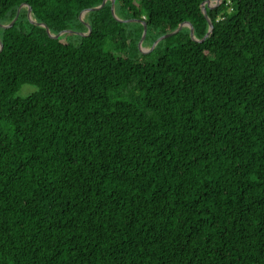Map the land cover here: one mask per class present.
<instances>
[{
	"label": "trees",
	"instance_id": "1",
	"mask_svg": "<svg viewBox=\"0 0 264 264\" xmlns=\"http://www.w3.org/2000/svg\"><path fill=\"white\" fill-rule=\"evenodd\" d=\"M102 2L0 0V264H264V0Z\"/></svg>",
	"mask_w": 264,
	"mask_h": 264
},
{
	"label": "water",
	"instance_id": "2",
	"mask_svg": "<svg viewBox=\"0 0 264 264\" xmlns=\"http://www.w3.org/2000/svg\"><path fill=\"white\" fill-rule=\"evenodd\" d=\"M211 1H212V0H205V1L202 2V10H203L204 15H205V17L207 18V21H208V24H209V30H208V32L206 33V35H205L203 38L198 39V38L195 36V34H194V29H193V27L191 26V24H190L189 22H183V23H181V24H180L175 30L170 31V32H168V33H166V34H163V35L159 36V37L153 42L152 49H153V48H154V47H155V46H156L161 40H163V39H165V38H167V37H170V36L174 35L175 33L179 32V31H180L183 27H185L186 25H190V27H191V30H190V36H191V38H192L193 40H196V41H203L206 37H208V36L211 34V32H212V29H213V22H212V20H211V19L207 16V14H206V6H208V7H215V6H218L223 0H218V2L215 3L214 5H210V2H211ZM106 2H107V0H103V2H102L100 5H98V6L84 9V10L81 12L80 17H82V14H83V13H88V12H90V11L97 10V9L103 7V6L105 5ZM24 6H26V4H21V5L18 7V10H17L16 16L13 18V20L10 21L9 23H6V24L0 23V27H3V28H9V27H11V26L14 24V22L16 21V19L18 18L19 13H20V10H21ZM31 9H32L31 6H29V8H28V18H29V20H30L32 23L36 24V25H39V26H43V27H45V28L47 29L49 35H50L51 37H53V38H59V37H61L64 33H67V32H73V33L80 34V35H85V34H86V33H84V32L73 31V30H68V29H67V30H62V31H60V32L57 33V34H53V33H51V31L49 30V28H48L47 25H45L44 23L38 22V21H36V20L34 19L33 15H32V11H31ZM111 12H112V14L115 16V18H116L117 20H120V21L136 20V21H139V22H142V23H143V25H144L143 35H142V37H141V39H140L138 45H139V49H140V51H141L142 53H144V51L141 49L140 45L142 44V42H143V38H144V36L146 35V32H147V24H146V22H145L144 20H138V19H128V20H125V19L119 18V17L115 14V0H111ZM81 19H82V18H81ZM89 27H90V26H89ZM2 47H3V43L0 41V50L2 49Z\"/></svg>",
	"mask_w": 264,
	"mask_h": 264
},
{
	"label": "rangeland",
	"instance_id": "3",
	"mask_svg": "<svg viewBox=\"0 0 264 264\" xmlns=\"http://www.w3.org/2000/svg\"><path fill=\"white\" fill-rule=\"evenodd\" d=\"M218 2V0H212L211 2H210V5H214L215 3H217ZM24 7H26V6H24ZM88 13H83L82 14V20H85V17H86V15H87ZM115 14L119 17V18H121L117 13H116V10H115ZM131 22H138L139 23V21H136V20H130ZM186 26H188V25H186ZM185 26V27H186ZM62 41L63 42H66V39H62ZM153 45V44H152ZM152 45H151V42L150 41H148L147 39H146V35L144 36V38H143V42H142V44L140 45V47H141V49L144 51V53H149L151 50H152ZM154 49V48H153ZM140 50V49H139ZM36 90V87L35 86H33V85H30V84H25L22 88H21V90L18 92V95L19 96H22V97H24V96H26V95H28L29 93H31V92H33V91H35Z\"/></svg>",
	"mask_w": 264,
	"mask_h": 264
}]
</instances>
